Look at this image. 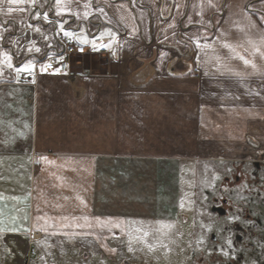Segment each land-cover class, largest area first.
<instances>
[{"label": "crops", "instance_id": "1", "mask_svg": "<svg viewBox=\"0 0 264 264\" xmlns=\"http://www.w3.org/2000/svg\"><path fill=\"white\" fill-rule=\"evenodd\" d=\"M49 14L91 20L105 51L45 71ZM2 52L0 264L18 242L103 245L149 222L180 162L264 160V0H5Z\"/></svg>", "mask_w": 264, "mask_h": 264}, {"label": "flooded vegetation", "instance_id": "2", "mask_svg": "<svg viewBox=\"0 0 264 264\" xmlns=\"http://www.w3.org/2000/svg\"><path fill=\"white\" fill-rule=\"evenodd\" d=\"M213 163L223 174L189 213L128 224L103 245L18 242L13 264H264V160Z\"/></svg>", "mask_w": 264, "mask_h": 264}, {"label": "rangeland", "instance_id": "3", "mask_svg": "<svg viewBox=\"0 0 264 264\" xmlns=\"http://www.w3.org/2000/svg\"><path fill=\"white\" fill-rule=\"evenodd\" d=\"M34 23H35L34 24L35 27L36 25H38L37 27L38 31L33 30L34 27H31L30 30H27V31H32V32L37 31L40 34V31H45L46 33V31L49 30V27L48 28L46 27V30H44L41 27L42 24H38L37 22H34ZM58 28L61 29L59 24H58ZM28 36L32 37V33H29ZM77 38L80 41L87 40V38H85V36H83L79 32L77 34ZM23 41H25L23 38L20 39L19 42L14 41L12 43H11V40H6V45L10 43L8 46L16 50L17 47L18 48L22 47V46H19V43ZM3 42L5 43V40ZM32 45H34L33 42H32ZM31 47L36 48L35 46H31ZM23 50H19V53L22 52ZM29 50H30V47L27 46V48H25V52ZM1 51H3V49H1ZM0 55H1L0 56L1 58L0 75L3 74V77L6 76V78L10 76H14V72L9 70L10 68L7 66V61L5 59L6 56L10 58L12 56L9 53H4V52H2ZM11 64L13 65L12 58H11ZM4 70L5 72L3 73ZM213 161H218V160H213ZM178 170H179L178 172H180L179 173L180 175L178 179L177 178L174 179L175 182H173V186H170L169 194L165 195L164 198L163 197L160 198V201H162L163 206L161 207V211H159L158 213L163 214L164 221L166 220V218H169L170 216H171L170 218H173L176 215L178 216V214L180 213H183L185 211L188 212L192 208L198 207V202L201 203L200 193L202 191H212L211 190L212 186L210 182L213 181V177H220L223 174V166L220 165L219 163L217 164L213 163L212 161L210 162H206V161L205 162H201V161L180 162L178 166ZM150 201H152V199ZM161 223H164V222H161ZM132 225L135 226L136 224L134 223V224H131V226ZM135 228H140V227L139 226L133 227V229ZM65 264H68V263H65Z\"/></svg>", "mask_w": 264, "mask_h": 264}, {"label": "trees", "instance_id": "4", "mask_svg": "<svg viewBox=\"0 0 264 264\" xmlns=\"http://www.w3.org/2000/svg\"><path fill=\"white\" fill-rule=\"evenodd\" d=\"M51 14H49L50 19H53L55 21H57V23H59L64 31L69 32V31H74L78 34L81 33L83 36H86L87 38V42L85 41H80L78 40V38L76 39L77 44L81 47H89L91 50L93 51H105V48L103 47H94L93 43H91V39H93V37L95 36L94 32L92 31V25L93 22L91 20H89L88 22H77L75 21L73 18H69V17H61V18H53L52 16H50ZM38 24H42V28L44 30H46V27H49V30L46 31L47 34L50 35L51 39H50V43H52V46L49 47L48 45V41H41L40 44V52L43 53L44 55H41L37 58L38 61H42L44 59H46L48 56H54V55H58L61 52V48L58 45L57 42V38H56V29L54 24L52 23H44L42 21H35ZM91 25V26H90Z\"/></svg>", "mask_w": 264, "mask_h": 264}, {"label": "built area", "instance_id": "5", "mask_svg": "<svg viewBox=\"0 0 264 264\" xmlns=\"http://www.w3.org/2000/svg\"><path fill=\"white\" fill-rule=\"evenodd\" d=\"M58 45L61 52L58 55L50 56L39 64L43 65L45 71L49 72H66L69 68L71 57L76 54H82L86 47L77 44L76 33L73 31L59 33L57 35ZM50 65V67H49ZM22 81L30 82V77H23Z\"/></svg>", "mask_w": 264, "mask_h": 264}, {"label": "snow or ice", "instance_id": "6", "mask_svg": "<svg viewBox=\"0 0 264 264\" xmlns=\"http://www.w3.org/2000/svg\"><path fill=\"white\" fill-rule=\"evenodd\" d=\"M5 2V0H0V4H3ZM26 2V0H7V3L9 4V5H13V4H24ZM32 2L33 3H35V0H32ZM63 2V0H57V3H62ZM20 11H23V9L21 8V9H19ZM12 11H14V9L13 8H11V7H9L8 8V12L9 13H11ZM38 18V17H37ZM45 19H47V16L45 15ZM67 34V33H66ZM85 42H87V41H85ZM94 47H96V45L94 44L93 45ZM101 47H103V45H101ZM37 51H38V49H37ZM5 59H6V61H7V66L9 67V68H11L12 67V64H11V58L10 57H5ZM245 63H248V61H245ZM49 67H50V65H49ZM33 69H32V66H24V67H21V68H19V69H17V71L18 72H20V71H24V72H30V71H32ZM43 70V69H42Z\"/></svg>", "mask_w": 264, "mask_h": 264}]
</instances>
